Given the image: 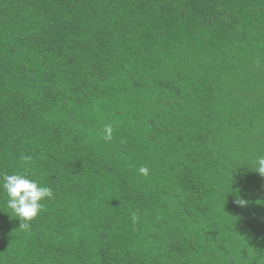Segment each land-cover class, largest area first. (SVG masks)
<instances>
[{"label": "trees", "instance_id": "obj_1", "mask_svg": "<svg viewBox=\"0 0 264 264\" xmlns=\"http://www.w3.org/2000/svg\"><path fill=\"white\" fill-rule=\"evenodd\" d=\"M262 154L264 0H0V264H264Z\"/></svg>", "mask_w": 264, "mask_h": 264}, {"label": "clouds", "instance_id": "obj_2", "mask_svg": "<svg viewBox=\"0 0 264 264\" xmlns=\"http://www.w3.org/2000/svg\"><path fill=\"white\" fill-rule=\"evenodd\" d=\"M105 141L113 139L112 125H105L103 137ZM261 175H264V154L255 158V166L251 167ZM139 172L147 176L149 169L141 166ZM0 191L6 194L5 205L12 217L19 218L21 227L27 229L44 210V201L54 198V191L51 187L45 186L40 181L31 178L26 171H16L11 174L0 175ZM237 203L245 205L247 201L243 196L237 197ZM133 222L136 216L132 217Z\"/></svg>", "mask_w": 264, "mask_h": 264}]
</instances>
